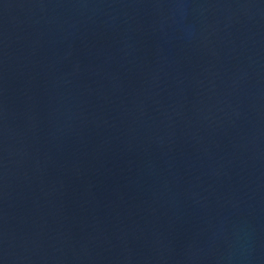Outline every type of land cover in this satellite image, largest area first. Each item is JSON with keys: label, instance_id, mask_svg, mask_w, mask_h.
Returning a JSON list of instances; mask_svg holds the SVG:
<instances>
[{"label": "water", "instance_id": "1", "mask_svg": "<svg viewBox=\"0 0 264 264\" xmlns=\"http://www.w3.org/2000/svg\"><path fill=\"white\" fill-rule=\"evenodd\" d=\"M0 264H264V0H0Z\"/></svg>", "mask_w": 264, "mask_h": 264}]
</instances>
